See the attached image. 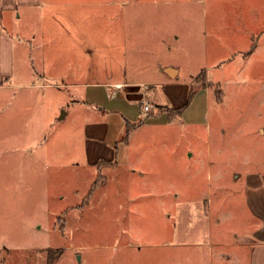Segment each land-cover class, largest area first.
Segmentation results:
<instances>
[{"label": "rangeland", "instance_id": "1", "mask_svg": "<svg viewBox=\"0 0 264 264\" xmlns=\"http://www.w3.org/2000/svg\"><path fill=\"white\" fill-rule=\"evenodd\" d=\"M118 1L44 0L41 29L69 28L58 16L79 12L100 36L105 14L122 7L130 54L137 44L159 50L188 74V125L133 132L154 144L143 148L142 170L77 171L70 149L83 143L81 123L59 118L57 89L44 90L42 106L34 95L28 148L10 145L23 131L0 130V264H44L57 249L54 264H211L218 243L237 240L243 193L233 173L250 155L264 162V0ZM18 24L32 31L36 22ZM23 60L18 49L17 72Z\"/></svg>", "mask_w": 264, "mask_h": 264}, {"label": "crops", "instance_id": "2", "mask_svg": "<svg viewBox=\"0 0 264 264\" xmlns=\"http://www.w3.org/2000/svg\"><path fill=\"white\" fill-rule=\"evenodd\" d=\"M43 1L0 0V130L15 136L16 131H23L24 140H10V145L28 148L34 126L32 115L37 109L32 104L33 96L39 97L42 106L44 90L57 89L63 99L59 118L81 123L84 138L82 145L71 146L69 168L97 173L129 163L132 171L142 170L143 161L149 157H143V148H153L154 144L132 139V133L141 128L171 133L177 129L176 122L182 127L188 125V106L181 102L183 95L188 96V74L159 50L143 51L137 44L130 54L129 14L122 7L105 14V29L98 36L90 29L91 23H79V12L58 16L60 20L71 19L69 28L64 22L60 26L51 22L41 29ZM21 17L25 23L36 22L32 31L19 28ZM18 49L24 57L20 72L16 69ZM40 71L42 81H33ZM139 83L151 88L154 107L149 118L140 111ZM161 87L166 91L161 92ZM24 89L29 91L17 95ZM32 89L42 90L34 93ZM8 94L14 99L7 107ZM44 144L38 145L41 157L46 155ZM253 158L250 155L244 162L246 170L233 173L240 179L239 190L243 193L237 240L218 243L223 248L211 252V264H264V162ZM100 161L104 164H98Z\"/></svg>", "mask_w": 264, "mask_h": 264}, {"label": "built area", "instance_id": "3", "mask_svg": "<svg viewBox=\"0 0 264 264\" xmlns=\"http://www.w3.org/2000/svg\"><path fill=\"white\" fill-rule=\"evenodd\" d=\"M137 86V92L140 95L139 104L140 111L143 115H148L153 111V102L150 95V86L146 83H139Z\"/></svg>", "mask_w": 264, "mask_h": 264}, {"label": "trees", "instance_id": "4", "mask_svg": "<svg viewBox=\"0 0 264 264\" xmlns=\"http://www.w3.org/2000/svg\"><path fill=\"white\" fill-rule=\"evenodd\" d=\"M104 163V162H98ZM63 250H49L47 252L46 262L44 264H54L55 261L61 256Z\"/></svg>", "mask_w": 264, "mask_h": 264}]
</instances>
